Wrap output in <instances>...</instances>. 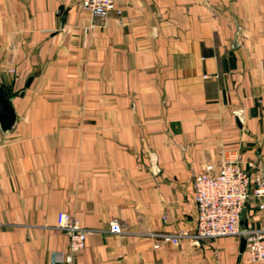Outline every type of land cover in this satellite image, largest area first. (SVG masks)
Segmentation results:
<instances>
[{"label": "crops", "instance_id": "crops-1", "mask_svg": "<svg viewBox=\"0 0 264 264\" xmlns=\"http://www.w3.org/2000/svg\"><path fill=\"white\" fill-rule=\"evenodd\" d=\"M80 3L0 0L17 118L0 131V264L66 251L60 212L90 232L76 264H251L239 238L193 240L192 182L223 152L250 189L264 178V0H115L105 18ZM240 222L264 224V196Z\"/></svg>", "mask_w": 264, "mask_h": 264}, {"label": "built area", "instance_id": "built-area-1", "mask_svg": "<svg viewBox=\"0 0 264 264\" xmlns=\"http://www.w3.org/2000/svg\"><path fill=\"white\" fill-rule=\"evenodd\" d=\"M80 7L95 18H105L115 10V0H81ZM14 70L8 74L13 75ZM251 166V164H249ZM251 188V177L245 171L239 156L223 152L219 166L205 165L193 178L192 201L196 208V229L193 240L246 235L245 252L251 264H264V224L254 229L240 226L241 213L246 201L251 197L264 196V178L255 175ZM56 227L68 237L66 251L59 253L51 264H76L74 256L86 246L90 235L71 215L60 212L56 217ZM109 231L121 234L117 222L110 223ZM165 242L176 244L180 236L167 234L152 235Z\"/></svg>", "mask_w": 264, "mask_h": 264}, {"label": "water", "instance_id": "water-1", "mask_svg": "<svg viewBox=\"0 0 264 264\" xmlns=\"http://www.w3.org/2000/svg\"><path fill=\"white\" fill-rule=\"evenodd\" d=\"M16 93L12 92L11 86H7L3 83L0 84V131L3 134L9 133L15 126L17 118L13 109L11 99ZM150 172L153 174L157 173V167L155 164V158L152 156ZM241 228H246L245 223L240 222ZM246 246V235L241 234L239 237V251L243 253Z\"/></svg>", "mask_w": 264, "mask_h": 264}]
</instances>
